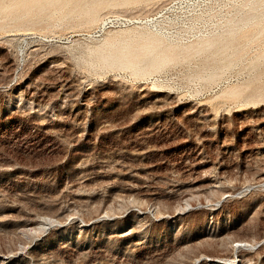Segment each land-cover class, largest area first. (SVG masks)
I'll list each match as a JSON object with an SVG mask.
<instances>
[{"label":"rangeland","instance_id":"rangeland-1","mask_svg":"<svg viewBox=\"0 0 264 264\" xmlns=\"http://www.w3.org/2000/svg\"><path fill=\"white\" fill-rule=\"evenodd\" d=\"M208 257L264 264V0H0V264Z\"/></svg>","mask_w":264,"mask_h":264},{"label":"bare ground","instance_id":"bare-ground-1","mask_svg":"<svg viewBox=\"0 0 264 264\" xmlns=\"http://www.w3.org/2000/svg\"><path fill=\"white\" fill-rule=\"evenodd\" d=\"M204 38H202V39H200V40H198L196 43H195V46L194 47H192L194 50H196L197 52H199V51H202V50H209L210 49V47H211V45L214 43V41H212V40H210L209 38L207 39H204ZM151 43H153V41H151ZM167 47L168 45L166 44V45H163V44H160V45H156L155 47ZM169 47V46H168ZM190 48V46H184V47H180V46H173V47H171V49H172V51H175V52H179V51H181V50H185V49H189ZM238 243H241V242H238ZM243 244V243H242ZM223 258V257H222ZM227 259V258H226ZM233 259V258H232ZM208 262L209 263H214V264H217V263H220V262H222L223 260L221 259V258H213V257H208ZM226 261V260H225ZM227 262V264H235L236 263V261H235V259L234 260H227L226 261ZM226 262H224V263H226ZM237 264V263H236Z\"/></svg>","mask_w":264,"mask_h":264}]
</instances>
